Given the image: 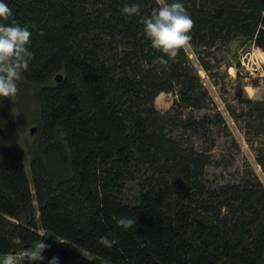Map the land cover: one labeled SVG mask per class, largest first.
Returning a JSON list of instances; mask_svg holds the SVG:
<instances>
[{"label": "trees", "instance_id": "1", "mask_svg": "<svg viewBox=\"0 0 264 264\" xmlns=\"http://www.w3.org/2000/svg\"><path fill=\"white\" fill-rule=\"evenodd\" d=\"M133 2L140 13L123 14ZM182 2L195 62L184 47L168 56L151 46L143 17L158 0H7L34 54L17 95L39 115L30 179L11 97L0 98V254L59 239L88 255L68 249V264H264V183L247 161L237 165L241 147L200 74L264 175V100L242 99L240 83L225 97L239 61L224 56L264 48V0ZM162 93L174 96L165 112ZM121 216L137 222L125 228Z\"/></svg>", "mask_w": 264, "mask_h": 264}, {"label": "clouds", "instance_id": "2", "mask_svg": "<svg viewBox=\"0 0 264 264\" xmlns=\"http://www.w3.org/2000/svg\"><path fill=\"white\" fill-rule=\"evenodd\" d=\"M122 12L125 15H138L140 4L125 3ZM12 15L7 0H0V98H10L17 91V81L22 77L33 58L31 44V31L28 25L18 22H9ZM144 32L149 38L151 46L168 56H175L177 51L187 46L191 40L190 31L193 20L187 12L182 0H168L161 6L154 8L150 15L143 17ZM161 62L166 63L164 57ZM117 224L125 228L136 224L137 219L121 216L117 218ZM14 245H21L19 235L11 237ZM101 244L111 246L112 241L107 236L99 238ZM49 245L44 239L34 241L32 246L23 248L21 256L31 262L43 259L42 253ZM23 261V264H24ZM0 264H21L15 252L9 251L0 254ZM50 264H58L57 258H53Z\"/></svg>", "mask_w": 264, "mask_h": 264}, {"label": "rangeland", "instance_id": "3", "mask_svg": "<svg viewBox=\"0 0 264 264\" xmlns=\"http://www.w3.org/2000/svg\"><path fill=\"white\" fill-rule=\"evenodd\" d=\"M158 1L159 3L163 4L162 0ZM184 49L190 55V58L193 59V61L195 62L194 56L191 53L190 46H184ZM224 56L228 60H234V58L237 57L239 61V66L237 68L232 67L228 69L231 81L228 85L229 92L228 94H226L225 97H227L228 99L234 98L237 91L236 85L240 83L242 84V88L238 89V91H240L242 99L264 100V48L253 45L251 46V48L245 51H233L229 55ZM197 67L199 68V66ZM200 74L211 97L213 98L216 105L219 107V110L223 113L235 140L241 147V153L237 158V165L241 166L243 165L244 161H247L255 170L261 181L264 183V175L261 171V168L257 165L255 161V155L250 149L249 145L246 143L243 133L227 113L225 109V104L223 100L219 97L218 89L211 83L210 79L206 76L203 70H200ZM173 100L174 96L172 94L162 93L157 97L155 104L159 111L165 112L171 107ZM11 105L17 118V125L20 133L21 150L23 154L24 163L26 166L27 174L31 179V172L29 167L30 160L26 149L28 145L34 143V141L36 140L35 133L31 134V128L37 127L39 105L35 100L30 97H27L26 99L22 100L19 99L17 93L11 97ZM227 141H229V139L225 137H221L219 139L218 151H223V153L226 152V147H228ZM234 170L235 169L231 171ZM219 174L220 172H217L215 170L210 171V176L212 177V179L215 175ZM224 175L226 176V180L232 178L227 174ZM218 179L223 180L220 177H218ZM136 194V185L130 184L127 188V200L133 202L135 200ZM34 205H36V202H34ZM38 231L39 233L44 234V231L40 229V226H38ZM55 242L61 245V247H66L67 249H71L75 252H80L83 255L88 256L86 253H84L77 247L68 244L66 241L56 239Z\"/></svg>", "mask_w": 264, "mask_h": 264}, {"label": "water", "instance_id": "4", "mask_svg": "<svg viewBox=\"0 0 264 264\" xmlns=\"http://www.w3.org/2000/svg\"><path fill=\"white\" fill-rule=\"evenodd\" d=\"M62 79L63 76L61 74H58L55 77V80L57 82H61ZM35 131L36 128H31V134H34ZM42 255H43V259L39 261V264H50V261L53 258H57L58 264H68L70 252L66 247L46 248L42 253Z\"/></svg>", "mask_w": 264, "mask_h": 264}, {"label": "built area", "instance_id": "5", "mask_svg": "<svg viewBox=\"0 0 264 264\" xmlns=\"http://www.w3.org/2000/svg\"><path fill=\"white\" fill-rule=\"evenodd\" d=\"M21 251H22V250H20V251H16L15 253H16L18 259L21 261V264H23L24 257L21 256ZM24 264H37V262H31V261L25 259ZM38 264H39V262H38Z\"/></svg>", "mask_w": 264, "mask_h": 264}]
</instances>
